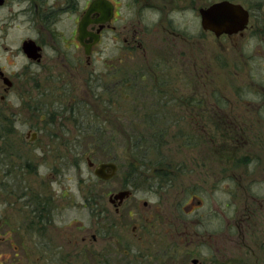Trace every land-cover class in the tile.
I'll return each mask as SVG.
<instances>
[{
  "label": "flooded vegetation",
  "instance_id": "1",
  "mask_svg": "<svg viewBox=\"0 0 264 264\" xmlns=\"http://www.w3.org/2000/svg\"><path fill=\"white\" fill-rule=\"evenodd\" d=\"M225 1L237 3H214ZM180 2L0 0V264H264V173L248 176L246 165L231 171L226 160L227 150L233 149L210 148V113L229 130L236 119L224 110L228 100L215 88L207 100L200 87L205 75L198 73L207 72L203 36L234 46L244 39L253 13L237 3L249 12L246 27L237 34L215 35L203 30L200 18V10L214 3L195 5L196 32L184 36L171 18L186 11ZM137 14L158 20L140 23ZM258 27L264 35V23ZM263 35L261 75L258 81L250 79L262 92L260 104ZM107 37L113 44L110 56L102 47ZM240 49L247 66L250 58ZM133 57L126 66V58ZM189 73L196 76L195 95L188 89ZM18 108H25L27 116ZM178 110L185 113L177 116ZM184 119L203 130L209 152L223 160L208 167L216 174L207 170V176L196 174L191 185L177 187L165 179L164 170H147L141 178L149 185L143 188L134 185L140 174L127 172L123 190L98 189L120 174V156L112 150L115 137L132 147L130 132L139 127L131 129V122L145 132L177 127ZM145 135L144 143L137 141L142 146L149 142ZM42 136L39 150L35 146ZM153 136L154 142L163 141V131ZM190 136L188 147L194 140ZM97 149L109 150V157L96 158ZM247 161L249 167L259 164L258 159ZM83 165L88 175L83 176ZM218 166L223 168L218 171ZM73 182L91 187L77 203L80 208L67 193ZM221 186L243 193L240 208L234 198L218 197ZM144 195L158 201L146 202ZM63 201L82 211V220L74 221L70 210L58 207Z\"/></svg>",
  "mask_w": 264,
  "mask_h": 264
},
{
  "label": "rangeland",
  "instance_id": "2",
  "mask_svg": "<svg viewBox=\"0 0 264 264\" xmlns=\"http://www.w3.org/2000/svg\"><path fill=\"white\" fill-rule=\"evenodd\" d=\"M180 1L181 2L178 5H181L182 8L186 9V11L183 13H175L171 18H173V21L178 24L180 30L184 33V36H189L190 34H194V32H196L195 28L197 27L198 13L196 11V7L193 6L197 5L198 8H204L213 4L216 2V0ZM233 2L240 3L246 9L249 7V9L252 11L253 14L250 18L251 20L247 29L248 31L245 33V37L242 41H235V44L238 45V47H236V45L233 46L232 42L225 40L215 41L210 34H203V37L205 38L201 39V54L203 56V64L207 72L198 73L200 75L202 73L205 75V79L204 76L202 77L203 83L200 87L202 88L201 90L207 91V100H210V96L208 94L211 93V89L215 88V90H217L220 95L224 96L228 100V104L230 105L227 106L226 109H223L229 112V116H232L236 119V121H234V119L232 121V127L234 128L229 130L225 126V123L218 122L215 114L210 113L208 124L209 132L212 136L209 140L210 148L212 146V151L218 150L221 148V146H227L233 149L232 151L227 150V155L230 154L226 160V164H229V169L231 171L235 169L241 170L246 165L247 175L257 176L260 175L261 172L264 173V102L260 104L263 99V95H261L262 92L260 89L255 87V83H251L250 81L253 79H255L253 81H258V77L261 75L260 68L262 67L260 65L262 61L260 50H263V44L260 36L263 34L260 33L261 31L258 25L264 23V18L262 19V17H264V0H233ZM141 15L142 14L136 15L137 20H140V23H146L147 21L151 23V21L157 22L158 20L154 15H146L147 17H145V14H143L142 17ZM122 17L123 16H121V18ZM153 36L156 37L155 34H153ZM112 45L113 44L110 42V38L108 37L105 38L102 43V47H106L107 56L114 54L113 51L110 53L112 50ZM238 48H244L242 50L240 49L241 52H245L244 55L249 56L250 61L249 63L247 62V66L241 62V58L239 56L240 54L237 51ZM134 61V57L126 58L124 63L126 66H129ZM239 64L245 68L238 69L237 65ZM175 75L178 76L179 84H181L180 74ZM189 75L190 78L188 89L190 88V95H195L193 93L196 91V86L193 84L195 82L196 76L194 77L193 73H189ZM169 76L172 77V75ZM244 100L247 102L249 101V103L252 101L251 103H253L256 108L253 107L251 103L249 104L246 103V101L244 102ZM128 106L130 107L129 103ZM18 110L22 117L27 116L25 108H18ZM184 113L185 111L178 110L177 116L183 115ZM131 124V129L139 127L138 131L136 129L135 131L131 130L130 132V144L132 143V147H126L128 144H124L123 141L120 143L117 137H115V140L118 143L112 152L117 154V157L120 156L118 161L120 174L113 182L102 184V187H98V189L102 190L104 193L109 191L116 192L117 190H123V184L126 179L125 176L127 172H138L140 174V177L134 182V185L143 188L148 187L149 184L144 183V179L141 178V175L147 176V170H149V173H152L153 171L158 172L160 170H164L166 173L165 179L168 182L173 179L172 183L177 187L183 184L189 186L191 185L193 178L197 176L196 174L199 176L201 174L207 176V170H214L213 168L208 169L211 163L221 165L223 161L215 156V154H212V152H209V144L207 143L208 141H204L202 139L201 132L204 133L203 130H195L196 127L187 125L185 119L177 123V127H167L161 130H144L148 135L149 141L146 146H142L144 143V138L142 135L146 136L145 132L141 131L142 125L139 126L134 124V122H131ZM38 130L40 129L38 128ZM156 131H163V141L157 140V142H154L152 137H154L153 135L156 134ZM236 134H240L241 138ZM188 135L193 137L194 140H192V144L194 146L191 145L188 147L189 143L191 142L190 140H186ZM195 137H200V139L197 140L198 142H196ZM139 138L143 142L142 144L137 143ZM157 138H160V136H157ZM42 142L43 136L38 143L39 145L35 147L40 150V147H43ZM84 148V151L86 152V147ZM108 152L110 151L107 149H97V151H95V157L103 161L109 157ZM36 154L37 157L39 154ZM68 156H70V154H68ZM39 158L40 157H37V159ZM254 159H258L259 164L256 166V168L255 166L251 167L252 165L249 167L247 160L252 161ZM243 160H246L245 162L247 164H241L240 161ZM221 168H223V166H218L217 170L220 171L219 169ZM75 170L76 169L70 170V174L72 175ZM214 173L216 174V170H214ZM235 173L238 174V172ZM82 174L83 176L89 174L85 165L82 167ZM206 179L208 186H211L212 181L209 178ZM68 188H70V190L67 191V193L70 195V202L73 203L76 208H80L77 203L82 202L81 197L84 191L89 193L91 190L90 184L86 183L78 188V185L73 182L68 185ZM228 190L224 186L217 187L216 194L218 193V197L222 198L223 201H231V199L234 198L236 205L235 208H240L243 202V193L236 189L232 190V193H230ZM168 196H170V194H168ZM154 197L155 196L152 197L150 195L145 197L144 195L143 200L146 202L158 201V198ZM69 205L70 204H64L63 201V205L58 204V207L65 206V209L70 210V218L74 219V221L82 220L83 212L81 209L79 210L82 213L78 212L76 208H69ZM106 205L107 202H105V206Z\"/></svg>",
  "mask_w": 264,
  "mask_h": 264
},
{
  "label": "water",
  "instance_id": "3",
  "mask_svg": "<svg viewBox=\"0 0 264 264\" xmlns=\"http://www.w3.org/2000/svg\"><path fill=\"white\" fill-rule=\"evenodd\" d=\"M95 7L96 5L93 3L90 9H95ZM200 18L203 30H209L215 35L237 34L246 27L249 21V12L240 4L225 1L201 9ZM111 167L115 170L114 166Z\"/></svg>",
  "mask_w": 264,
  "mask_h": 264
}]
</instances>
